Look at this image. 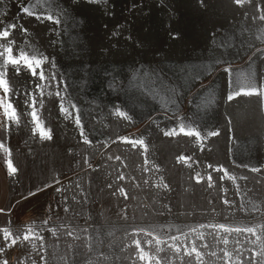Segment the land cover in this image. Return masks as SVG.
Returning a JSON list of instances; mask_svg holds the SVG:
<instances>
[{
    "label": "rangeland",
    "instance_id": "374dc122",
    "mask_svg": "<svg viewBox=\"0 0 264 264\" xmlns=\"http://www.w3.org/2000/svg\"><path fill=\"white\" fill-rule=\"evenodd\" d=\"M261 17L264 0H0V30L16 25L0 46L56 75L41 97L8 66L19 123L0 132V261L264 264V95L244 94L264 93ZM25 92L51 140L33 134Z\"/></svg>",
    "mask_w": 264,
    "mask_h": 264
},
{
    "label": "snow or ice",
    "instance_id": "6c2138e0",
    "mask_svg": "<svg viewBox=\"0 0 264 264\" xmlns=\"http://www.w3.org/2000/svg\"><path fill=\"white\" fill-rule=\"evenodd\" d=\"M86 2H92V0H86ZM244 0H235V3L237 4H243ZM20 11L22 13H26L28 15H33L32 10L29 7H22L20 9ZM37 19H41L40 16L36 17ZM43 19H47L49 21L53 20L52 16H46L43 17ZM261 19H264V17H261ZM56 23H58L59 21H54ZM16 28L15 24H11L8 26V28L0 30V39H5L7 40V38L10 36V29L14 30ZM22 31H27L26 29H22ZM175 38V37H174ZM12 42L9 41L7 46H0V47H4V51L0 52V57H3V61H2V67H0V92L3 93V96L0 97V109L3 110V114L4 116L8 119V120H12L15 121L17 124L19 123V116L17 114L16 108L14 106V104L12 102H10L7 99V95L10 92V87H9V83H8V79H7V72H8V66L11 65L16 73V75H19L22 68L26 69L29 74L32 77H38L40 83H37L35 85V90L36 93L38 95H40L41 97H43L45 94L51 96L53 95V93L51 92H47L48 87H50L52 85V82L55 81L56 79V75L55 73H49L47 76L45 75V71L42 68V65L45 63V61H47V57H43L42 59H36L35 56H33L31 59L23 54V52H21V54L17 57L13 55V48H12ZM38 69H40L38 71ZM226 71H228V69H226ZM48 83H44V81H46ZM249 87H251L249 85ZM244 94L246 95H252V94H257V95H264V93L261 92H257L255 90L253 91H249V92H245ZM22 95L25 97L24 103L25 106L30 109V111L27 113V115H29L31 117L32 123L34 125L33 127V134L35 135L37 132L39 133V137L41 140H51L52 139V135H51V129L45 128L40 117H39V110L37 108V99H36V95H34L32 92H25L22 93ZM55 95L57 97L60 98V112L61 115L64 116L65 119L71 118L72 113L69 111V109L67 107L64 106V98L61 94L60 91L55 92ZM241 95V91H234L232 93H230L227 97V99L229 101H231L235 96H239ZM39 105L42 108L43 107V100L39 101ZM73 108H75V105H72ZM118 116L124 117L125 119H130V117H128L126 115V113L117 110L116 113ZM76 124L78 126L81 125V121L79 118V115H77L76 117ZM185 129L183 126L180 127V132H184ZM176 133V129H170L168 131L164 132V135L166 136H171L174 135ZM187 135H195L197 137L200 136L199 132H195V131H189L186 133ZM218 135L217 132L215 131H210L207 133V136L211 137V136H215ZM81 136L83 137V142L84 143H91V141L88 139V137L84 134L83 129L81 128ZM125 142H130L133 144V146H135L136 144H144L143 139H139V140H134V141H129L127 137L122 138ZM117 159H119V157H117ZM179 160H185L186 158L184 156H181L178 158ZM9 168H11V173L14 174L17 172V168L12 167L11 164L8 165ZM190 167V165H189ZM209 167H212L211 165H209ZM216 170V169H214ZM222 171H226L223 169H220ZM255 170V169H254ZM120 179H124L123 176L120 177ZM203 178L200 177L199 173L196 174V180L197 182H200ZM211 175L209 176V182L211 183ZM221 179H223V177H221ZM165 187H167L165 185ZM59 191V189L57 190ZM123 193V189L120 190ZM225 203H228V201H224ZM67 210V209H66ZM220 228H224V225H219ZM237 231H240V229H236ZM6 231V230H5ZM139 231H143V229L139 230ZM246 231L248 232H253L252 228H247ZM29 234H31V229L29 230ZM69 235H71V233H69ZM5 239H7V235L5 236ZM25 240L29 239V236H25L24 237ZM15 240H13V244H15ZM227 242V241H225ZM3 249H0V252H3ZM178 251V249H177ZM141 259H143V257H141ZM0 264H8L7 260H3L0 261Z\"/></svg>",
    "mask_w": 264,
    "mask_h": 264
},
{
    "label": "crops",
    "instance_id": "0c3cea01",
    "mask_svg": "<svg viewBox=\"0 0 264 264\" xmlns=\"http://www.w3.org/2000/svg\"><path fill=\"white\" fill-rule=\"evenodd\" d=\"M3 93L0 92V97ZM7 118L3 114V110L0 109V132L3 130L7 123ZM11 194V177L5 166V163L0 158V215L5 211L9 202Z\"/></svg>",
    "mask_w": 264,
    "mask_h": 264
}]
</instances>
